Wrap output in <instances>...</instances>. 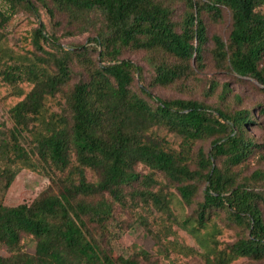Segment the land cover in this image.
<instances>
[{
    "label": "trees",
    "instance_id": "obj_1",
    "mask_svg": "<svg viewBox=\"0 0 264 264\" xmlns=\"http://www.w3.org/2000/svg\"><path fill=\"white\" fill-rule=\"evenodd\" d=\"M3 1L2 51L16 14L46 12L93 31L99 60L88 59L90 49L65 48L42 20L20 47L25 57H15L26 63L0 58V88L30 87L9 105L10 125L0 117V248L8 253L0 264H159L138 247L128 257L113 255L106 240L125 229L117 208L132 213L133 227L145 225L157 252L176 246L160 229L167 216L198 239L204 264L264 261V194L252 185L264 173L241 182L235 172L261 149L249 133L251 111L155 99L134 89L142 69L122 59L144 52L150 86L187 82L203 67L205 16L221 21L228 12L229 37H215L212 53L236 77L264 88V0H180L187 7L181 25L173 20L176 0ZM75 60L84 73L72 84ZM49 101L59 107L47 121ZM205 141L209 151L198 147ZM22 165L48 175L50 186L31 204L6 206ZM176 205L182 215L173 218ZM222 223L243 233L232 243L207 236L222 234Z\"/></svg>",
    "mask_w": 264,
    "mask_h": 264
},
{
    "label": "rangeland",
    "instance_id": "obj_2",
    "mask_svg": "<svg viewBox=\"0 0 264 264\" xmlns=\"http://www.w3.org/2000/svg\"><path fill=\"white\" fill-rule=\"evenodd\" d=\"M0 7L5 8V3L0 0ZM173 20L181 25L187 13V7L180 0H176L174 5ZM34 16L31 13L20 11L16 14L8 24L5 30L7 47L5 50L0 49V58L15 59L23 63L27 59H16L15 57H25L21 45L26 44L30 32L34 29L40 20L44 21L51 33L55 34L61 39V44L65 48L73 49L75 52L79 48L90 49L88 52V59L96 62L99 60V54L96 52V46L90 42L93 37V31L83 32L79 25L65 15H58L51 18L46 12L37 13ZM204 21L207 25L209 41L205 46L204 63L202 69L197 68L196 73L192 79L187 82H179L170 88L153 87L150 86L153 77V70L147 63L146 54L144 52H124L122 59L131 61L142 69V79L137 75L134 89L139 91L142 88L155 98L159 100H197L204 102L213 107H229L235 111H251L256 124L249 127V133L254 140L261 145L260 151L254 155L252 159L244 165L235 169L239 176V180L244 182L251 178L256 172L264 173V88L258 85L253 80H244L236 77L233 73L226 70L224 66L216 61L213 55L215 48V37H221L227 40L232 29L231 16L225 12L221 21H217L211 15H206ZM9 45V49H8ZM5 47V46H4ZM82 50V51H83ZM101 50V49H100ZM74 75L72 84L77 82L83 75V70L80 65L81 62L75 60ZM29 86H23L19 90L11 88H0V117L1 122H6L10 125L7 110L9 105L16 102L29 89ZM151 103L152 100L148 99ZM59 105L56 101H49L45 112V118L48 121L49 115L58 109ZM169 133L165 131V134ZM172 136V135H171ZM210 142H201L198 147H204L206 151L210 150ZM223 162H216L221 165ZM51 180L48 175L40 173L31 167L21 166V169L14 179L11 187L4 196V204L9 207H15L22 204H31L40 194L46 191L50 186ZM255 192L264 194V180L252 183ZM1 189V182H0ZM174 215H182L181 209L173 207ZM190 209L189 213H191ZM262 214L264 218V206H262ZM151 219L152 216L148 215ZM116 217L124 222V228L121 232L120 239L106 240V245L113 252L115 257L124 255L128 257L132 254V249L135 247L143 248L150 252L154 260L159 264H204V259L201 257L203 249L199 245L198 239L192 237L184 230H181L174 223V220L168 219L164 216L161 231H165L168 241H174L176 246L170 251L160 250L157 252V247L154 239L148 234L145 225H133L132 213L127 210L117 208ZM223 227L221 232L215 231V234L207 231L203 233L215 240L223 241L224 243H232L238 239L242 231L235 228L228 229L227 225L221 224ZM115 233L112 231V234ZM205 238V237H204ZM203 238V239H204ZM208 238V237H207ZM210 239V238H208ZM28 252L34 253L35 244L30 240L26 241ZM0 255L8 256L7 250L0 248ZM232 264H264L262 262H255L252 259H240Z\"/></svg>",
    "mask_w": 264,
    "mask_h": 264
}]
</instances>
